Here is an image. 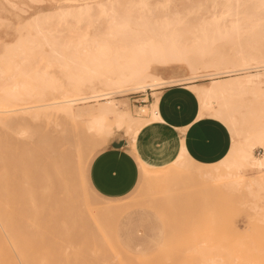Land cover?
<instances>
[{"label":"bare ground","instance_id":"obj_1","mask_svg":"<svg viewBox=\"0 0 264 264\" xmlns=\"http://www.w3.org/2000/svg\"><path fill=\"white\" fill-rule=\"evenodd\" d=\"M259 5L260 0H103L94 6L78 4L75 7L37 12L28 20L38 17L39 22L34 21L26 32L34 47L29 44L11 52V65H0V108L4 109L0 113L8 112L6 107L26 97H33L37 99L36 102L43 101L44 90L54 89L57 80L47 72V68L52 66L64 74V86L75 91V95L88 90L89 93H95L89 97H98L95 102L99 99L104 101L97 103L92 112L81 115L73 110V106L83 98H69L68 96L73 95L64 94L56 99L50 98L54 96L50 93L49 98L53 101L32 107H26L25 104L24 107L16 108L12 110L16 116H0V125L15 134L13 140L22 154L25 153L27 162L33 161L37 146L41 145L42 150L49 153L50 179L56 180L66 189L71 171V153H75L79 168L81 161L86 163L97 147L104 145L116 134L121 133L127 144L133 146L144 125L161 120L156 109L157 97L148 105L146 112L139 113L141 115H133L128 103L122 100L117 102L112 97L122 95L125 91L145 92L146 89L152 90L169 83L186 85L193 83L191 80L197 82V79L214 73H227L230 77L225 79L186 85L198 99V117H219L218 120L227 127L230 146L226 155L213 163H200L191 159L183 148V156L180 151L175 159L165 165L151 166L143 162L145 173L140 188L143 184L146 189L145 197L149 193L158 192L166 197L179 192L192 194L205 190L208 186L221 188L228 194L241 189L250 192L253 184L264 190V171L253 167V164L264 159V146H261L259 132L264 115V33L261 31L264 18ZM215 7H218V11ZM97 21L103 25L102 38L110 44L107 64L99 75L89 71L84 64L93 50L80 46L85 37L95 35L93 29ZM86 27L91 28L90 34L85 32ZM154 39L157 42L167 41L170 47L179 43L187 55L169 57L144 65L143 71L147 75L140 78L138 73L142 66L137 60L143 59L142 46ZM218 40L235 44L231 56L225 57L220 49L212 47L213 42ZM205 53L209 56L203 60L202 55ZM2 56L3 51L0 53V57ZM70 61L80 65L81 70L77 76L70 70ZM172 64L183 66L188 76L163 77L153 69L156 65L170 68ZM209 67H213V73L208 71ZM6 71L21 77V82L5 83L1 77ZM30 80L37 85L33 87ZM97 85L109 91H97ZM58 86L57 88L60 87ZM35 87L38 88L37 91ZM232 97H236L235 100ZM153 110L156 112L155 117ZM24 113H27L26 116H21ZM59 117L67 118L71 122L69 128L61 127L57 131L59 138L36 133L40 129L39 123L56 121ZM25 133L27 135L24 136ZM89 137L95 138L94 141ZM256 147L262 149L259 157L253 152ZM42 150L39 147V152ZM253 169L257 170L259 178L248 179L244 171ZM21 174L27 177L28 205L33 216L47 215L50 206L46 208L42 205V197L33 194L30 168ZM79 186L81 190H86L83 184ZM156 187L162 189L157 191ZM42 189L44 192V188ZM112 202L114 203L110 207L95 208L92 211L93 217L115 221L128 216L140 205L133 206L130 200H123V203ZM51 212V215L56 216V210ZM12 214L6 213L0 207V264H4L3 260L7 258L4 250L14 252L19 261L24 248L12 232L16 216L12 217ZM27 247L30 248L31 245Z\"/></svg>","mask_w":264,"mask_h":264},{"label":"rangeland","instance_id":"obj_2","mask_svg":"<svg viewBox=\"0 0 264 264\" xmlns=\"http://www.w3.org/2000/svg\"><path fill=\"white\" fill-rule=\"evenodd\" d=\"M101 1L103 0H36L35 2L0 0V53L3 51L5 41L11 42L17 25L25 22L23 18L26 14H29L27 16L29 19L37 12L57 10L65 6L75 7L78 4L94 6ZM215 10L218 11V7H215ZM75 25L78 26V24ZM91 31L90 27L85 28L87 34ZM212 47L220 49L219 51L224 56L226 55L225 57H229L234 52L235 44L218 40L213 42ZM208 56L209 54H203V60H206ZM3 64L0 60V65L3 66ZM212 68L207 69L213 73ZM153 69L163 77L188 76L187 72L185 73L186 69L179 64H172L170 68L156 65ZM47 72L57 80L54 89L44 90L45 97H42L44 98L42 102L37 101V103V99L26 97L6 107L5 109L9 111L0 113V116L14 117L16 115L12 110L16 108L24 107L25 104L26 107H32L48 103L53 101L50 100L51 97L60 99L59 96L64 94L73 95L68 96L69 98H83L73 106V110L75 109L74 111L81 115L92 112L97 103L104 101V99H99L95 102L98 97H89L95 93H89L88 90L75 95V91L64 86L65 77L58 68L52 66L47 68ZM228 77L230 76L227 73L223 75L214 73L197 79L199 80L197 82L191 80L193 83L186 85L208 83ZM1 79L5 83L12 81L19 84L21 82V77L13 75L11 71H6ZM30 83L33 87L37 85L33 80H30ZM171 84L173 83L161 85L152 90L146 89L145 92L128 93L125 91L121 93L122 95L112 98L118 100L117 102L122 100L128 103L133 115H141L139 113L146 112L149 105L142 102V99H147L144 96L145 93L171 86ZM95 87L97 91H109L99 85ZM50 93L54 96L49 98ZM235 98L232 97L234 100ZM0 110L4 109L0 108ZM26 114H21V116H26ZM70 124L69 119L59 117L56 121L39 123L40 129L36 133L59 138L57 131L61 127L69 128ZM26 131L29 130L26 129ZM26 133L24 136L27 135ZM14 136V133L8 132L0 125V196L4 194L0 199V207L6 213L14 212L12 217L16 215L12 232L24 248L20 253L21 260L19 261L14 252L4 250L5 257H7L4 258V260L7 259L6 261L3 260L4 264L7 262L9 264H210L211 261L223 262V264L255 261L258 264L261 259L260 251L264 246V220H262L264 190H260L257 184L250 186V192L247 189H241L233 194H228L221 188L208 186L205 190L195 191L192 194L179 192L166 197L162 192H158L149 193L145 197L146 189L143 184L140 188V183L131 193L122 197L124 200L133 202V206L140 204L137 209L128 216L122 217L123 220L119 218L115 221H107L93 217L92 211L100 205L89 195V190L83 191L77 185L78 166L75 153L70 154L71 171L68 185L64 189L56 180L49 177V153L46 150L43 151L42 146L38 145L33 161L27 162L25 153L22 154L13 140ZM114 137L124 138L121 133ZM89 139L94 141L95 138L89 137ZM39 147L42 150L40 152ZM253 152L259 157L262 149L256 147ZM28 168H30L33 194L42 197V205L46 208L50 206V212L47 215L33 216L28 205L27 177L21 174ZM143 169L145 173L144 164ZM244 173L248 179L259 178L257 170L244 171ZM161 189L156 187L157 191ZM55 210L57 211L56 216L51 215L53 214L51 211ZM29 244L30 248L27 247Z\"/></svg>","mask_w":264,"mask_h":264},{"label":"crops","instance_id":"obj_3","mask_svg":"<svg viewBox=\"0 0 264 264\" xmlns=\"http://www.w3.org/2000/svg\"><path fill=\"white\" fill-rule=\"evenodd\" d=\"M154 95L160 121L144 125L132 147L124 138L114 137L97 147L85 163L87 189L107 201H123L122 197L142 182V162L151 166L165 165L177 157L183 146L194 161L213 163L229 150L227 127L214 117H198V99L186 85L146 92L147 99L142 102L150 104Z\"/></svg>","mask_w":264,"mask_h":264},{"label":"snow or ice","instance_id":"obj_4","mask_svg":"<svg viewBox=\"0 0 264 264\" xmlns=\"http://www.w3.org/2000/svg\"><path fill=\"white\" fill-rule=\"evenodd\" d=\"M67 7V6H65ZM260 10L261 16L264 18V0H260ZM26 14L23 20L24 23L17 25L15 33L11 37V42L5 41L3 46V56L0 57V60L3 61L6 65H11V56L10 53L19 49H22L29 44H32L34 47V43L31 41V37L26 35L28 31V27L35 21L39 22L38 17H34L33 20H28ZM261 31L264 33V21L261 23ZM95 33L94 36L85 37L84 41L80 46L88 49L91 48L93 51L90 53L88 59L84 61L87 69L97 75L103 73V70L107 64L109 55H110V44L109 41L102 38L103 33V25L99 21L95 28L93 29ZM187 55L185 49L181 48L179 43H175L173 46H169L167 41L157 42L155 39L145 43L142 46V56L143 59L137 60V63L140 64L141 71L138 73L140 78L146 77L147 73L143 71L144 65H149L153 61H160L167 59L169 57H184ZM69 67L74 76L78 75V72L81 70L80 65H78L75 61L69 62ZM156 112L153 110V116L155 117ZM219 119V117H218ZM260 136L262 140L261 146H264V115H262L261 124H260ZM181 156H183L184 149L183 146L180 148ZM178 160L180 157L177 158ZM253 167H259L261 171H264V159H261L256 164H253ZM77 177V185L83 184L85 189L87 190V165L81 161L78 170L76 171ZM89 195L94 199V201L102 206V207H110L114 202L105 200L102 196L92 193L89 191ZM123 203V201H121ZM261 259L258 264H264V246L261 247L260 251ZM213 264H223V262H213ZM235 264H257L255 261H236Z\"/></svg>","mask_w":264,"mask_h":264}]
</instances>
